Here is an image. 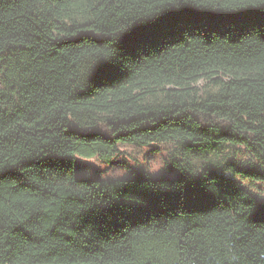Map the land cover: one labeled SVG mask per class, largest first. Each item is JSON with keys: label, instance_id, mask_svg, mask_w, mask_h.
<instances>
[{"label": "trees", "instance_id": "16d2710c", "mask_svg": "<svg viewBox=\"0 0 264 264\" xmlns=\"http://www.w3.org/2000/svg\"><path fill=\"white\" fill-rule=\"evenodd\" d=\"M0 81V264H264V174L207 158L264 169V4L0 0ZM161 144L182 176L76 175Z\"/></svg>", "mask_w": 264, "mask_h": 264}, {"label": "rangeland", "instance_id": "374dc122", "mask_svg": "<svg viewBox=\"0 0 264 264\" xmlns=\"http://www.w3.org/2000/svg\"><path fill=\"white\" fill-rule=\"evenodd\" d=\"M2 87L0 81V88ZM221 155L216 158L215 154L209 155L208 160L224 168L231 174L229 162L237 169L264 174V169L255 160L252 154L243 147L233 148L223 146L219 148ZM177 146L174 144H161L152 147L121 146L110 161L102 157L84 159L78 157L76 162V175L91 179L103 180H128L134 177L150 175L154 179H172L182 176L172 162ZM238 183L253 194L256 198L264 201V181L242 179L236 177ZM161 264H176V262H164Z\"/></svg>", "mask_w": 264, "mask_h": 264}, {"label": "snow or ice", "instance_id": "6c2138e0", "mask_svg": "<svg viewBox=\"0 0 264 264\" xmlns=\"http://www.w3.org/2000/svg\"><path fill=\"white\" fill-rule=\"evenodd\" d=\"M258 2H259L260 4H264V0H258ZM188 195H191V196L196 197V196H202L203 193L192 192V193H189ZM259 211L261 212V214H264V208L259 209Z\"/></svg>", "mask_w": 264, "mask_h": 264}]
</instances>
